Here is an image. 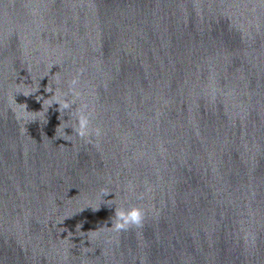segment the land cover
Segmentation results:
<instances>
[{
    "label": "water",
    "instance_id": "obj_1",
    "mask_svg": "<svg viewBox=\"0 0 264 264\" xmlns=\"http://www.w3.org/2000/svg\"><path fill=\"white\" fill-rule=\"evenodd\" d=\"M0 264H264V0H0Z\"/></svg>",
    "mask_w": 264,
    "mask_h": 264
},
{
    "label": "clouds",
    "instance_id": "obj_2",
    "mask_svg": "<svg viewBox=\"0 0 264 264\" xmlns=\"http://www.w3.org/2000/svg\"><path fill=\"white\" fill-rule=\"evenodd\" d=\"M67 106V105H65ZM119 219L122 220L123 224H117V228L123 227L124 224L140 223L142 219V213L139 209L125 210L118 213Z\"/></svg>",
    "mask_w": 264,
    "mask_h": 264
}]
</instances>
